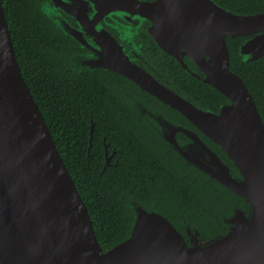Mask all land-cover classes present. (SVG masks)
<instances>
[{"label":"water","instance_id":"obj_1","mask_svg":"<svg viewBox=\"0 0 264 264\" xmlns=\"http://www.w3.org/2000/svg\"><path fill=\"white\" fill-rule=\"evenodd\" d=\"M73 11L81 24L98 22L110 12L125 13L129 20L150 19V33L160 48L230 99L219 112L201 107L137 69L114 38L107 55L98 53L88 62L90 68H110L135 81L223 148L239 174L194 131L169 125L172 133L160 132L183 157L243 197L251 210H235L225 234L206 240L199 231H188L187 241L167 216L134 202L130 236L103 250L22 74L0 0V264H264V120L243 77L230 67L227 43L228 36L256 33L241 44L240 53L248 61L264 56V12H236L216 0H82V7ZM52 19L77 38L74 27L56 15ZM179 129L192 137L190 145L178 143ZM93 131L92 121L90 145ZM194 147L206 150L212 162L192 160L188 150Z\"/></svg>","mask_w":264,"mask_h":264},{"label":"trees","instance_id":"obj_2","mask_svg":"<svg viewBox=\"0 0 264 264\" xmlns=\"http://www.w3.org/2000/svg\"><path fill=\"white\" fill-rule=\"evenodd\" d=\"M41 1L2 0V4L22 74L86 203L103 250L130 236L135 221L134 202L161 212L181 232L187 223L200 231L202 239L227 233L230 225L224 215L234 211L233 204L246 206L244 198L202 170L189 168L193 166L185 164L179 152L147 125L145 114L129 104L126 108L122 92L106 87L103 74H110L68 69L64 56L71 39L44 15ZM216 1L240 13L264 12V0ZM243 39L244 36L227 38L231 69L243 76L264 112V56L244 60L240 53ZM176 68L185 83L178 84V88L201 107L211 109L203 97L228 100L220 90L191 75L179 63ZM147 96L164 108L167 117L170 113L185 118L158 98ZM125 116L130 122L141 120L144 125L127 128ZM92 121L95 124L90 145ZM104 135L110 146L119 149L117 165H105ZM157 148H169L175 156H165L168 153ZM232 168L239 174L236 167Z\"/></svg>","mask_w":264,"mask_h":264},{"label":"flooded vegetation","instance_id":"obj_3","mask_svg":"<svg viewBox=\"0 0 264 264\" xmlns=\"http://www.w3.org/2000/svg\"><path fill=\"white\" fill-rule=\"evenodd\" d=\"M41 2L43 4L49 5L52 9H54L55 15L58 16L64 24L74 27L77 31V38H75L67 34L63 29L59 28L63 31L65 35H67L71 39V43L69 44L68 49L65 50L64 56L68 60L66 61L68 69L78 70L79 72H84L88 70H98L103 73L112 75V77H110V75L105 76L103 74L104 83L106 87H108L110 91L112 90L114 92H122L121 96L124 102L126 101V108H128L127 104H129L130 106H133V108H136L139 112L141 110H145L146 112L144 114L146 116V119L143 120L147 123L148 126H150L152 130H156L159 134L172 133V130L169 129V125H171L173 127H180V129L182 130L185 129L189 131H194L203 140L202 142H205L210 145L209 148L214 150L223 161H225L231 167H236L231 158H229L227 154L223 151V148L217 146L213 141H211L208 136H206L199 128H197L190 120H188L179 110L176 109L186 119L183 117L174 116L170 113L169 115L166 113L169 116L167 117L166 115H164V108L159 106L155 100L147 96L148 94L150 96L153 95L147 92L146 90L142 89L135 81L110 68H90L88 66V62H90L91 59H96L98 53L107 55V50L110 52L112 46L115 45L112 39L114 38L115 41H117V44L123 47V52L125 53L126 57H128L132 65H134L137 69L145 70L162 85H166L175 90H179L181 95L186 96L184 92H182V90L178 88V84L185 86L183 78L180 77V75L177 73L176 66L178 62L175 58H173L170 53L160 48L158 43L155 41L153 35L150 33V26L152 24L150 19L129 20L125 18V13L122 14L118 12H110L107 13L98 22H96V19H91V23L83 22L81 24V20H78L73 10H77V8L82 7V0H42ZM85 5L89 7L87 4ZM90 12V16L91 18H93L96 11L92 10ZM255 35L256 33H253L251 35H244V39H248ZM108 38H111L112 40H108ZM186 59L190 63V58L186 57ZM113 64L114 63L112 62V66ZM203 98L205 99V103H209L208 107H210L213 112H219L223 105L230 103V99L227 96L226 98L228 100L221 102L210 97H208L207 99L205 97ZM257 108L262 119L264 120V112L259 109L258 105ZM107 112L109 111L107 110ZM91 118L92 117H90V121ZM135 124H137V127L139 128L144 125V122H142L141 120L136 122H130L129 117L125 116V126L127 128L131 125L135 127ZM180 129L175 132V136L177 138L178 143L182 146L190 145V143H192L194 140L190 135ZM140 130H136V133L140 134ZM103 144L105 154V165H117L118 160L116 159V155L119 149L115 145L110 146V141H106V135H104ZM196 147L192 148V150H188L189 152H191L192 160L198 158L200 161L203 162H212L211 156L207 153L206 150H200L202 148L201 146V148ZM158 150L163 154L168 153V155L165 156L174 155V151H168L169 148H159ZM181 157L183 158L185 164H187L188 166H193L189 168L200 169L198 166L190 162L182 155ZM187 177L188 175H186V178ZM201 180L203 181V183H205L206 181L204 176H201ZM245 202L247 204L246 206L233 204L232 208L234 211L229 214V216L224 215V219L228 224V219L234 214L235 210L238 209L245 211V214H248L250 212L251 205L246 200ZM182 220L184 224V216H182ZM196 230L199 231L196 227L193 228L186 223L184 224V231L182 233L184 234L186 240L189 241L188 231L195 233Z\"/></svg>","mask_w":264,"mask_h":264},{"label":"clouds","instance_id":"obj_4","mask_svg":"<svg viewBox=\"0 0 264 264\" xmlns=\"http://www.w3.org/2000/svg\"><path fill=\"white\" fill-rule=\"evenodd\" d=\"M41 11L44 13V15L48 16L49 18L55 17V11L47 4L41 5Z\"/></svg>","mask_w":264,"mask_h":264}]
</instances>
